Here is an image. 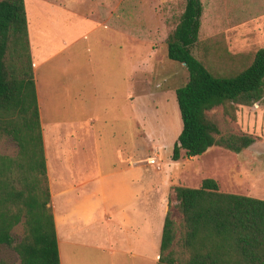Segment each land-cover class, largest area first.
Masks as SVG:
<instances>
[{"label":"rangeland","instance_id":"1","mask_svg":"<svg viewBox=\"0 0 264 264\" xmlns=\"http://www.w3.org/2000/svg\"><path fill=\"white\" fill-rule=\"evenodd\" d=\"M28 2L25 0L27 19L28 22L31 19V23L35 20L41 46L47 38L43 34H52L49 22L56 24L55 31L51 27L54 35L51 53L60 48L64 51L57 55V68L51 71L53 74L74 73L86 75L89 79L93 66H68L63 60L69 57H101L109 59V65L104 66H109L112 74L122 75L123 66L118 70L117 63L119 58H126L125 133L124 120H115L114 114L96 112L93 115L86 111L78 115L81 118L85 115L87 119L94 116L98 127L120 132L119 137L112 141L110 150L106 143L98 142L101 157L106 162L108 153L112 158L110 163L118 165L129 159L142 136V159L139 162L151 170L149 174L142 171L144 192L150 190L152 193L148 199L156 201L161 208L165 205L177 224L180 217L173 192L176 186L196 189L204 179H212L222 193L264 200V98L252 106H236L234 120L224 113L222 107L206 112L222 135L250 136L255 141L252 146L239 154L213 146L193 158L185 157L181 151L180 159L171 161L172 148L182 127L175 91L188 81V72L182 64L168 60L166 40L179 22L185 0H41V3L46 2L44 6L39 1ZM201 3L203 14L199 43L193 48V55L210 71L222 75L245 69L255 53L264 47V0H201ZM101 10L110 12L111 18L117 22L120 15V31L118 24L115 29L101 26L75 42L89 30L88 21L95 20L94 15ZM124 19L125 33L122 28ZM52 63L48 66H54ZM110 85L114 87V81ZM77 89L90 99L89 83L84 80ZM119 97L122 104V91ZM104 122L108 123L102 125ZM119 123L121 125H116ZM4 152L14 155L16 148L13 145L5 147ZM153 156H156L154 164L148 165L147 159ZM159 211L161 221L162 209ZM22 234L21 226L12 232L16 240ZM89 259L93 264H113L97 254ZM18 263L17 254L0 245V264Z\"/></svg>","mask_w":264,"mask_h":264},{"label":"trees","instance_id":"2","mask_svg":"<svg viewBox=\"0 0 264 264\" xmlns=\"http://www.w3.org/2000/svg\"><path fill=\"white\" fill-rule=\"evenodd\" d=\"M202 14L201 0H185L166 40L168 60L188 72L175 91L182 127L173 162L181 151L193 158L213 146L237 154L252 146L250 136L222 135L206 112L222 107L234 120L236 106L264 98V47L232 74L212 72L193 55ZM12 145L16 153H5ZM173 192L180 223L166 213L157 264H264V200L222 193L212 179ZM0 245L17 254L18 264H60L24 0H0Z\"/></svg>","mask_w":264,"mask_h":264},{"label":"crops","instance_id":"3","mask_svg":"<svg viewBox=\"0 0 264 264\" xmlns=\"http://www.w3.org/2000/svg\"><path fill=\"white\" fill-rule=\"evenodd\" d=\"M33 1L41 3V0H29L28 3ZM41 4L44 6L46 2ZM24 6L26 13L25 0ZM88 15L93 17L90 12ZM111 17L106 10L94 15L95 20L88 21L85 17L89 30L75 42L101 26L115 29L118 24L120 31V15L118 22ZM26 20L60 264H93L89 258L95 254L113 264H157L167 209L165 205L161 208L156 201L148 199L152 193L150 190L144 192L142 171L148 173L151 170L139 162L142 159V136L129 159L117 165L109 162L112 158L108 153L106 162L101 157L98 142L106 143L110 150L112 141L120 132L98 127L94 116L87 119L85 115L82 118L78 115L86 111L93 115L96 112L114 114L115 120H124L125 133L126 58H119L117 63L118 70L123 66L122 75L112 74V69L104 66L109 65V59L101 57L63 60L68 66H93L89 79L86 75L74 73L53 74L51 71L57 68V55L64 51L60 48L51 53L52 28L55 31L56 24L48 21L52 34H43L47 38L41 46L35 20L33 24L31 19L28 22L27 13ZM122 21L125 33V19ZM50 62L54 66H48ZM99 65L103 67H95ZM84 80L91 89L89 100L80 94L81 89H77ZM111 81H114V87L110 85ZM159 209H162L161 221Z\"/></svg>","mask_w":264,"mask_h":264},{"label":"built area","instance_id":"4","mask_svg":"<svg viewBox=\"0 0 264 264\" xmlns=\"http://www.w3.org/2000/svg\"><path fill=\"white\" fill-rule=\"evenodd\" d=\"M155 158H156V156H153V157H149L148 159H147V161H146V163L148 164V165H152V164H154V162H155Z\"/></svg>","mask_w":264,"mask_h":264}]
</instances>
